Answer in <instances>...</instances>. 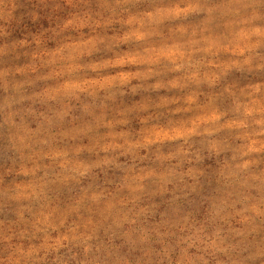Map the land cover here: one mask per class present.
<instances>
[{"label": "clouds", "instance_id": "clouds-1", "mask_svg": "<svg viewBox=\"0 0 264 264\" xmlns=\"http://www.w3.org/2000/svg\"><path fill=\"white\" fill-rule=\"evenodd\" d=\"M0 264H264V0H0Z\"/></svg>", "mask_w": 264, "mask_h": 264}]
</instances>
